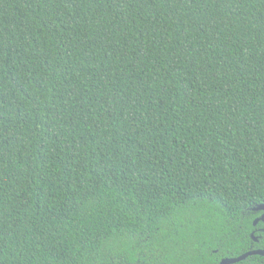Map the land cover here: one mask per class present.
<instances>
[{
    "label": "trees",
    "instance_id": "trees-1",
    "mask_svg": "<svg viewBox=\"0 0 264 264\" xmlns=\"http://www.w3.org/2000/svg\"><path fill=\"white\" fill-rule=\"evenodd\" d=\"M263 203L264 0H0V264H218Z\"/></svg>",
    "mask_w": 264,
    "mask_h": 264
},
{
    "label": "flooded vegetation",
    "instance_id": "flooded-vegetation-1",
    "mask_svg": "<svg viewBox=\"0 0 264 264\" xmlns=\"http://www.w3.org/2000/svg\"><path fill=\"white\" fill-rule=\"evenodd\" d=\"M256 219H258L257 222H255ZM253 225H254V229H252L251 231H247L246 228L244 227L242 228L241 231L237 233L238 239L241 240L242 242V243L237 242L239 247L242 248L239 255L230 254L231 251H230V248H228L226 252H221L219 254L220 256H219L218 264H220V262L224 258H235L249 251L258 250V249L264 251V209L261 210L260 213L255 217L253 221ZM213 252L219 253V249H213ZM260 255L262 257L261 262L262 264H264V254H260ZM238 262L231 263V264H236Z\"/></svg>",
    "mask_w": 264,
    "mask_h": 264
},
{
    "label": "water",
    "instance_id": "water-1",
    "mask_svg": "<svg viewBox=\"0 0 264 264\" xmlns=\"http://www.w3.org/2000/svg\"><path fill=\"white\" fill-rule=\"evenodd\" d=\"M256 209L260 210V209H264V203L263 204H260ZM258 219L255 220V222H257ZM253 254H264V251L263 250H253V251H249L241 256H238V257H235V258H224L220 264H231V263H235V262H238L240 260H243L245 259L246 257L250 256V255H253Z\"/></svg>",
    "mask_w": 264,
    "mask_h": 264
}]
</instances>
